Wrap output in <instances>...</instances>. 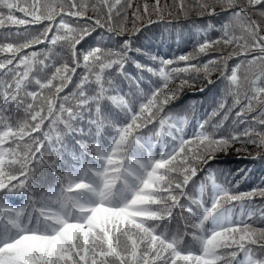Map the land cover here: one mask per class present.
<instances>
[{"label":"snow or ice","instance_id":"1","mask_svg":"<svg viewBox=\"0 0 264 264\" xmlns=\"http://www.w3.org/2000/svg\"><path fill=\"white\" fill-rule=\"evenodd\" d=\"M217 6L229 17L217 38H206L195 53L151 56L158 61L152 67L129 55L139 51L131 38L119 51L99 46L78 51L77 46L97 28L123 36L129 31V9L132 35L143 21L169 23L161 0L136 7L133 0H0V264H264V228L248 223L253 216L264 218V206L252 203L264 198V187L234 192L218 184L210 169L217 153L235 143L264 149V130L238 119L242 130L220 132V122L209 131L205 120L185 138L186 118L166 112L189 84L181 78L170 87L173 78L219 69L234 106L246 101L236 116L258 110L253 122L264 126V0H173V8L185 16L192 7L201 16H215ZM90 8L95 15H88ZM44 43L66 46L70 61L46 63L47 48L25 52ZM211 51L220 54L201 64L200 55ZM235 57L241 59L229 70L227 62ZM128 63L158 78L145 85L147 92L140 87L144 75L125 71ZM37 65L51 69L50 75L32 77ZM81 67L85 72L76 92L61 96ZM113 67L132 86L128 93L105 80ZM105 100L119 110L116 118L102 108ZM21 109L24 118L14 119ZM86 118L95 142L77 141L83 151L69 164L63 135L83 133L76 125ZM46 120L62 123L64 133L44 131ZM150 125H158V131L144 134ZM42 170L53 175L55 185L38 195ZM202 174L199 195H190L186 189L195 188ZM206 185L211 187L207 200ZM10 196H24L27 203L13 206ZM182 199L190 203L181 204Z\"/></svg>","mask_w":264,"mask_h":264},{"label":"trees","instance_id":"2","mask_svg":"<svg viewBox=\"0 0 264 264\" xmlns=\"http://www.w3.org/2000/svg\"><path fill=\"white\" fill-rule=\"evenodd\" d=\"M169 11L175 13L174 15L169 16L167 15V11H165V20L169 23L158 22L156 24L147 25V22L143 21L137 25L140 28V31L135 35H132V26H129L128 24L127 28L129 31H126L123 36L108 34L105 30L97 28L90 36L82 41L81 45L77 46V50H87L88 48L99 46L105 49L119 51L122 42L125 39L131 38L133 48L139 49V51L129 53V55L132 56V59L142 65L158 67V61H152L150 59L151 56H156L158 59H170L187 53H195L199 43L203 42L206 38H217L221 34L219 31L220 26L229 19L228 14L221 12L219 6L216 8L218 15L215 16H201L199 14L200 10L197 13L185 16L183 13L179 12L178 9L173 8V2L171 1L169 4ZM128 16L129 19L132 18L129 12ZM153 19H156V17L154 16ZM36 27L39 26H31L30 30H34ZM46 48L50 49L49 60L46 61V63L59 66L65 61H70L69 50L66 46L61 44H58L55 47L48 45L47 43L39 44L33 46L31 49H25V52H41ZM228 51H231V47L225 49V52ZM219 54L220 53L216 51H211L207 55L202 54L199 57V62L202 64L206 60L218 56ZM239 59L241 58L235 57L233 60L227 62L229 70ZM180 66H183V62H181ZM125 71L131 76L144 75L145 80L140 84V87L144 88L146 92L148 89L145 85L158 79L157 77L151 76L149 73H141L136 69L134 63L126 64ZM50 72L51 69L41 70L40 66L37 65L31 76L43 79L47 75H50ZM84 72L85 69L82 67L78 68L76 75L72 78V82L69 83L68 87L60 95H69L71 97V95L76 92L75 86L79 83V78ZM104 76L106 81L110 78L113 84L122 93H128L132 87L123 75L117 71L116 67L106 70ZM181 78L189 79V84L180 91L178 98L173 101L170 109H167L166 112H170L171 116L175 117L177 120L186 118L187 123L183 125L185 138H188L194 131H196L194 126L199 121L205 120L208 121L205 125V129L209 131L212 130V125L220 122H222V128L219 130L220 132L225 130L229 132L242 130L245 125L238 124V119H243L247 124L253 125L260 130H264V126L254 124L253 122V117L257 116L258 110L248 112L240 118L236 116V113L240 111V107L243 103H246V101L242 100L240 106H234V97L227 94V81L221 76V71L219 69L213 70L210 75H205L202 71L196 75L195 78L187 75L175 77L171 81L170 87L179 85ZM5 79H7V77H5ZM209 80H211L212 83H209ZM105 86H108L107 83ZM27 87L28 90H33L35 85L28 84ZM94 89L95 85L93 84L89 88V94H91ZM241 95H243L242 92ZM221 102L225 105L223 109L220 108ZM70 103L74 102L70 101ZM102 108L113 118H116L119 115V110L116 109L110 101H103ZM214 111L217 113L216 115H213ZM225 114H227V119H224ZM13 118L23 119V110L21 109L20 112L14 113ZM76 126L83 127L84 132L63 135V158L69 164L75 163L72 159L73 154L79 156L83 151L81 145L77 143V141L85 144H92L95 142L93 137L89 135L87 118L85 121L78 122ZM43 130L50 131L53 135L55 132L64 133V125L62 123L50 125V122L46 120L43 125ZM156 131H158V125H150L147 129L143 130L146 135H151ZM33 135L40 136V133H34ZM105 139L106 137L103 138L101 142H104ZM165 141L169 142L170 137H165ZM42 151L45 152V156L47 157L49 154L48 151ZM230 152L232 153L230 154ZM85 159L88 160L90 157H85ZM210 169L214 172L218 184H223L234 192H246L255 188L264 187V149L251 143H235L231 145L226 152L217 153L216 160L212 162ZM64 170L67 171L66 168ZM202 177L203 174L197 179V185L195 188L190 185L189 188L186 189L190 195H199L198 186ZM54 185L55 178L50 172L47 170L38 172V195L43 194ZM210 194L211 187L210 185H206L204 198L207 200ZM8 202L13 206H24L27 203V198L24 196H10ZM189 203V201L181 200V204L188 205ZM252 203L257 206H264V198L256 197ZM192 206L195 207L194 205ZM174 215H176L175 212ZM248 223L256 228H264V218H260L258 215L251 217L248 220ZM174 224L175 221L173 222V225ZM173 225H169V227L172 228ZM191 230L192 229H190V231ZM185 239L186 241H190V237H185ZM254 251L257 254L260 252L259 249H254Z\"/></svg>","mask_w":264,"mask_h":264},{"label":"rangeland","instance_id":"3","mask_svg":"<svg viewBox=\"0 0 264 264\" xmlns=\"http://www.w3.org/2000/svg\"><path fill=\"white\" fill-rule=\"evenodd\" d=\"M169 1H170V3H171V1L173 2V0H161V5L162 6H164V5H166L167 7L165 8V11H169ZM143 2H144V0H133V7H136V6H138V5H142L143 4ZM154 2V0H148V3L151 5L152 3ZM187 2L188 3H192L193 2V0H187ZM169 3V4H168ZM199 11V8H197V7H192L190 10H189V12H188V14H193V13H197ZM129 13H130V15H131V13H132V9H129V11H128ZM88 15L89 16H93V15H95V13L92 11V9L90 8L89 9V11H88ZM131 17H132V15H131ZM130 20H132V18H130L129 19V22L127 23L129 26H132V23H131V21ZM127 25V26H128ZM232 152H230V154H231ZM225 157H229V156H225Z\"/></svg>","mask_w":264,"mask_h":264}]
</instances>
